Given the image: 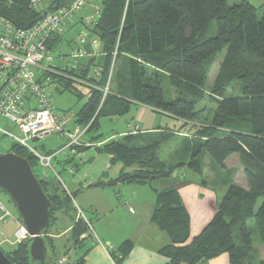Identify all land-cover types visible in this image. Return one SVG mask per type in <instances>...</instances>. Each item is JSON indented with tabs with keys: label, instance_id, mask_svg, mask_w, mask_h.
Masks as SVG:
<instances>
[{
	"label": "trees",
	"instance_id": "1",
	"mask_svg": "<svg viewBox=\"0 0 264 264\" xmlns=\"http://www.w3.org/2000/svg\"><path fill=\"white\" fill-rule=\"evenodd\" d=\"M72 1L54 0L49 9L42 10L40 4L34 8L32 0H0V16L26 29ZM89 5L100 8V18L94 27L86 26L84 19L82 22L87 33L100 43V52L75 67H56V73H48L57 91L86 99L73 127L91 124L86 135L97 132L101 120L125 117L134 103L185 122L178 131L130 133L109 141L102 135L92 138L91 144H102L98 152L108 155L112 166H123L113 185H149L182 176L183 169L203 175L206 157L214 167L225 169L226 161L238 155L248 189L226 182L228 189L215 216L190 244L191 219L177 189L156 192L152 222L170 239V245L160 251L168 264H207L223 254L229 255L231 264H264V259L257 258L249 226L254 220L264 245V11L245 0H89ZM62 36L49 39L48 52L56 51ZM223 51L225 57L216 80L206 90L211 62ZM163 77L179 94L171 102L165 99ZM236 86L241 95L227 98L228 91ZM206 97L215 101L217 108L207 116L205 125H193L190 136L181 135L199 118L198 104ZM233 120L248 121L250 133L234 128L220 135ZM175 138H182L174 155L179 159L177 164L174 158L169 163L160 156L163 145ZM83 148H77V155L92 147ZM11 153L29 161L52 203L50 226L44 235L47 262L57 263L69 255L49 236L58 213L73 210L75 214L70 231L74 246L92 233L91 223L79 218L73 206L75 193L51 177L36 174L42 167L35 155L16 142ZM31 244L28 238L4 253L13 264H33ZM132 247L130 241L120 247V260ZM86 255L87 251L77 252L69 263L83 264Z\"/></svg>",
	"mask_w": 264,
	"mask_h": 264
},
{
	"label": "crops",
	"instance_id": "2",
	"mask_svg": "<svg viewBox=\"0 0 264 264\" xmlns=\"http://www.w3.org/2000/svg\"><path fill=\"white\" fill-rule=\"evenodd\" d=\"M245 1L250 3L255 8L262 9L264 11V0ZM48 3L49 6L46 8V10L54 4V0H48ZM40 9L45 10L44 8ZM92 13L93 8L91 5H89L88 7H86V9L83 10V12L79 16L76 17L73 24L66 27L62 36V41L58 43L56 51L48 52L52 57L56 53L59 56V65L55 64V58L53 57L54 68L59 67L65 69L66 66L71 65L75 67L77 63L80 64L86 62V60L90 59L91 57H94L100 52V43L94 38H92L86 31H84L86 32L84 36L81 37L79 47L77 49L72 50L71 53L65 52V49L67 47L71 48L72 44L74 43V41L68 40V38L66 40V35L69 33V31L76 29L78 26H83L82 20ZM83 38H85L86 41L82 44ZM79 51H82V54H80V57L78 56L76 58L75 55H78ZM222 61L220 62V65ZM133 111L136 112V115L133 117V120L131 122L132 124L130 123L128 127H126L127 131L121 130L112 137L103 138L109 141L111 139H118V137L120 138L130 133H154L158 131L161 132L163 131V129H172L174 131H178V129L181 128L182 125L185 123L181 119L163 115L165 118L167 117V119L170 118L171 120H173L174 123H182L179 128L175 126V128H171L169 125L163 127L162 122L158 124L154 117L149 116V114H158L153 109L134 103L131 107L130 113L126 116L132 114ZM63 112L73 114L74 119L77 113L71 110ZM147 116L150 117L149 121L147 120V118H145ZM73 123L74 120L69 124V130L74 129ZM189 125L193 126L201 124L189 123ZM189 125H187L185 130H182V132L186 134L181 135L190 136L189 134L191 133L192 127L190 128ZM233 131L250 133L249 128H247V130L245 131ZM94 137L95 136H92L84 142L89 141L88 143H91V139ZM68 143L69 140L67 139V144L63 148H65ZM97 145L101 146L102 144L98 143ZM99 147L96 146L92 148H95V151L98 152ZM67 152L69 151H64L53 159V162L56 163L55 166L57 168L67 167V164L74 162L75 156H80L85 151L79 153L78 155H72L71 153ZM98 154L101 153L98 152ZM70 155L72 157H70ZM81 156L84 157V154ZM236 157L240 162V157L238 155H233L226 161L225 169L223 170L227 174L232 175V177H230L231 179L229 180V183L240 186L247 190V180L244 174V170L241 167L240 163L237 167H239L238 169L241 170L240 172L242 173L243 181L237 183L232 180L235 178L233 173L234 168L231 169L228 167V161ZM91 159L92 158L85 160V158H83V162H91ZM93 159L95 158L93 157ZM78 166L75 165V167L71 169L70 175L72 176V178L68 177L67 180L70 187L73 188L75 191V201L77 199L80 202V205H77L75 203L78 211L81 210L84 215L85 211H88L89 213H91L92 217H95L93 221H96V223H98L99 226L97 229H94L92 221L88 220L87 218L85 219L87 221H90L91 228L95 232L96 236L92 233L86 234L80 238L79 245L74 246V243L70 241V231L73 227V223L67 226L64 230H53L52 228L50 231L51 234L49 236L52 238L53 234L56 232L57 233L55 235L58 239L67 236V244L62 246V248H60V244L57 241H55L53 238L52 239L55 241L56 246L60 251H68L66 247L69 246V250L71 252H74V259L76 258L77 252L84 253L85 251H87V255L84 259L83 264H168L169 260L164 255H162L160 251L161 249L170 245V239L165 233H162L159 228L152 222V214L156 202V192H162L169 188H175L179 191L182 201L191 219V238L188 241V244H190L195 237L199 236L208 226V224L211 222L217 212L220 200H223L225 196V192H223L222 190L214 192L208 187V182L204 178V175H206L207 172L206 168L204 169L203 175H201L202 180H197L195 178L189 179L183 169L182 176L174 177L169 180H156L149 185H113L112 181L119 177L123 166H120L119 164L116 165L119 169V174L117 177L109 179L107 181L99 178L94 183L91 182L92 180H88V178L85 180L81 179V175L78 171L79 169L77 168ZM210 167L212 169V172L216 174V176H218L219 173H217V169L211 163ZM228 185L224 186L228 188ZM130 209H132L134 212H131ZM60 213H63L65 216H67V213L65 212ZM58 220L59 219L57 217V222ZM97 231L99 232V235ZM127 241L132 242L133 247L130 253L124 259L120 260V247ZM48 254L49 252L47 248V257ZM207 264H231L230 257L228 254H223L222 256L209 261Z\"/></svg>",
	"mask_w": 264,
	"mask_h": 264
},
{
	"label": "built area",
	"instance_id": "3",
	"mask_svg": "<svg viewBox=\"0 0 264 264\" xmlns=\"http://www.w3.org/2000/svg\"><path fill=\"white\" fill-rule=\"evenodd\" d=\"M88 1L73 0L68 6L45 14L26 29L18 28L0 16V116L9 120L20 135L2 132L35 155L42 169L53 171V159L64 151L77 155L78 147L100 146L83 141L91 124L85 128L76 127L73 131L68 129L74 115L53 106L52 93L57 85L48 76V73L57 71L53 67L54 58L48 53L47 42L53 36L64 33L66 27L73 24L86 9ZM39 4L40 0H32L34 8H38ZM93 8V13L84 18V24L89 27H94L100 18V8ZM85 41L83 38L82 44ZM80 54L75 57H80ZM54 135L69 140L68 145L55 155L40 153L29 145V142H42ZM130 211L134 212L132 209ZM78 215L85 219L81 210ZM92 233L95 235L93 230ZM15 238L18 244L29 238L23 223L16 231ZM56 264L70 263L64 257Z\"/></svg>",
	"mask_w": 264,
	"mask_h": 264
},
{
	"label": "rangeland",
	"instance_id": "4",
	"mask_svg": "<svg viewBox=\"0 0 264 264\" xmlns=\"http://www.w3.org/2000/svg\"><path fill=\"white\" fill-rule=\"evenodd\" d=\"M49 6L48 0H40V8L46 9ZM213 29V36L216 35V29L215 26L212 27ZM88 31L85 29L84 25L78 26L76 29H73L72 31H69V33L66 35L67 37L65 38L67 40H72L74 43L72 44V47L69 48L67 47L65 49L66 53H71L72 50L77 49L80 45L81 37L84 36V34ZM81 34V35H80ZM225 56V51L222 53L216 55L212 62H211V72H210V77L208 79L207 85H206V90L211 89L213 86L216 77L219 72V67H220V62ZM53 57L55 58V64L59 65L60 64V59L58 54H54ZM162 87L164 90L165 94V99L168 102H171L175 100L176 96L179 94L175 92L174 88L171 86L170 81L167 80V78L161 79ZM238 83V82H237ZM239 84V83H238ZM237 87V86H236ZM241 92L237 89L229 90L226 97L227 98H233L240 96ZM52 98H53V106L62 111H67L71 110L73 112H78L82 109V107L86 103V99L79 100L75 95L72 93L66 92V93H61L59 91H54L52 93ZM217 108V103L213 101L211 98L206 97V99L198 104V111L200 112L199 118H197V121L195 123H200L201 125H198L199 127L202 125L206 124V118L207 116L211 117V114H213V111ZM136 115V112L133 111L132 114L129 116H125L122 118H107L101 120V127L100 130L97 132H93L90 134H87L83 137V141L89 139L92 136H98V135H103L104 138L112 137L121 130L127 131L128 125L132 122L133 117ZM149 116L154 117L156 119V122L159 124L162 122L163 127L170 126L171 128L175 127H180L182 123L180 122H173L170 118L167 119L163 115L159 114H149ZM149 116L145 117L149 121ZM168 123V124H167ZM132 124V123H131ZM249 122L246 120H233L225 130H222L220 132V135H226L230 133V130L236 128L239 130H247L249 127ZM175 126V127H174ZM191 128L192 126L189 125ZM2 131H7L10 132L16 136H19V132L15 129L14 125L9 121L4 119L3 117L0 116V156L7 155L11 153V148L14 144V140L8 136H6ZM116 137V136H115ZM119 138V137H118ZM181 139L182 138H175L170 140L169 143L163 145V147L160 150V156L163 160H166L167 162L171 163L173 162L172 159L174 158L175 152L179 149L180 144H181ZM67 144V138L60 137V135H54L52 138H48L42 142H29V145L33 148H36L40 153H46L49 151L52 152H59L61 149ZM64 149V148H63ZM70 153V152H67ZM84 154V157L81 156ZM83 154L80 156H75L74 157V162L67 164V167H59L57 168L55 165L56 163L53 162V171L48 170V169H40L39 171L36 169V174L41 178H47L51 177L57 181H59L65 189L70 192L74 193V189L70 187L67 178L72 176L70 175L71 169L75 167V165H79L77 168L79 169V174L81 175V179L85 180L88 178V180H92L91 182L94 183L96 182L99 178L102 180H109L112 178H115L118 176L119 169L116 165H111L110 164V158L106 154H98V152L95 151V148H90L86 150ZM70 157H72L70 155ZM85 160H88L89 158L91 159V162L84 163L83 158ZM93 157L95 159H93ZM175 163H179V159L174 158L173 159ZM186 162V161H185ZM211 160L209 157H206L204 160L205 168H206V175H204V178L208 182V187L212 189L214 192L222 190L223 192H227V187H225V183L229 182L232 177L231 174H227L222 168L219 166L215 167L216 169H219L216 174L212 172V169L210 167ZM239 160L238 158H233L228 161V167L229 168H234L233 173H234V180L237 183H240L243 181V176L242 173L240 172L237 166H239ZM122 166L121 164H119ZM55 168V169H54ZM182 172V171H181ZM185 174L188 176L189 179H197V180H202L201 175H198L196 173L190 172L186 169H184ZM183 175V174H182ZM191 177V178H190ZM218 177V178H217ZM65 185V186H64ZM69 189V190H68ZM220 194V192H219ZM222 202V199L220 200V203ZM80 205L79 200L76 199V201H73V206L75 208L76 205ZM0 248L6 252L9 253L13 249L16 248L17 244L16 243V238H15V233L19 229L20 224L22 223V218L20 217V214L17 210L16 204L12 201L11 197L3 192H0ZM85 210V209H84ZM83 213V212H82ZM58 222L52 224L53 230L55 229H60L64 230L67 226L72 224L74 222L75 214L73 213V210H70V214L67 213V216H65L63 213L58 214ZM78 217V215H77ZM83 217L87 218L88 220L92 221L94 229L98 228V223L96 221H93L95 217H92L91 213L88 211H85V215L83 214ZM86 220V219H85ZM96 220V219H95ZM102 224V221H101ZM249 226L253 230V239H254V246L256 248V254L257 258L264 259V245L260 243V237L259 233L256 227V224L254 220L249 222ZM53 232V231H52ZM57 233V232H56ZM56 233L53 234L52 238L57 241L60 245V248L67 244V236L57 238ZM95 233V232H94ZM98 235L99 232L97 231ZM93 234V233H92ZM94 236V235H93ZM103 240V239H102ZM68 250L69 256L65 257L67 258L68 262L70 261L73 263L74 261V252H71L69 250V246L66 247ZM64 258V257H62ZM34 264V261H33Z\"/></svg>",
	"mask_w": 264,
	"mask_h": 264
},
{
	"label": "water",
	"instance_id": "5",
	"mask_svg": "<svg viewBox=\"0 0 264 264\" xmlns=\"http://www.w3.org/2000/svg\"><path fill=\"white\" fill-rule=\"evenodd\" d=\"M0 189L16 204L32 239L30 251L34 264H50L46 261L44 232L50 226L52 203L27 159L13 153L0 156ZM0 264H13L1 248Z\"/></svg>",
	"mask_w": 264,
	"mask_h": 264
},
{
	"label": "bare ground",
	"instance_id": "6",
	"mask_svg": "<svg viewBox=\"0 0 264 264\" xmlns=\"http://www.w3.org/2000/svg\"><path fill=\"white\" fill-rule=\"evenodd\" d=\"M76 123V122H75ZM88 136V135H87ZM89 142V141H88ZM83 148V147H82ZM86 148H88V147H86ZM84 149V148H83ZM83 151V150H82ZM73 207V206H72ZM80 218V217H79Z\"/></svg>",
	"mask_w": 264,
	"mask_h": 264
}]
</instances>
